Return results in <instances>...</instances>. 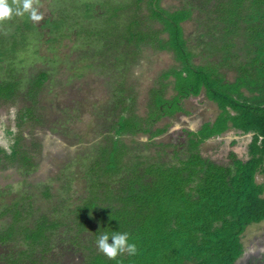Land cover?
I'll return each mask as SVG.
<instances>
[{
	"label": "trees",
	"instance_id": "obj_1",
	"mask_svg": "<svg viewBox=\"0 0 264 264\" xmlns=\"http://www.w3.org/2000/svg\"><path fill=\"white\" fill-rule=\"evenodd\" d=\"M61 1L56 0L57 12L41 24L50 29L51 42L62 40L66 27H76L77 39L102 46L85 53V59L110 54L116 66L125 69L137 63L143 51L172 52L178 66L163 77H175L177 94L168 100L166 83L151 90V103L156 101L157 106L151 107L142 124L137 115L138 95L131 86L127 89L122 82L116 83L115 113L111 123L102 126L114 132L105 133L98 147L103 148L101 156L90 167L89 197L69 211L72 216L64 214V223L41 214L32 226L24 224L25 212L16 204L13 218L20 220L16 229L29 248L19 258L9 259V264H63V256L64 264L71 260L74 264L77 244L88 250L83 264H235L243 253L247 228L264 222V0ZM22 17L30 28L28 15ZM82 17L90 19V24L80 21ZM26 35L0 33V71L7 69L5 63L10 68L6 70L9 77L0 79V103L23 99L25 106L16 115L18 128L39 120L33 114L49 77L48 72H40L26 87L12 74L14 54L24 45L18 40H25ZM202 93L217 104L219 113L215 121L192 133L186 159L148 162L137 154L127 160L125 136L145 134L152 142L168 130L169 125L156 128L159 120L183 110L184 99ZM229 129L252 136L249 159H239L232 167L203 158L200 145ZM31 158L19 137L10 153L0 147V163L5 168L7 164L31 166ZM118 176L115 186L112 182ZM58 228L64 229V244H71L64 254L54 251L58 246L51 230ZM92 228L95 236L89 243L86 231ZM38 230L41 233L33 237ZM113 230L129 234V242L136 245L135 255L124 252L112 259L99 251L98 237ZM4 232L0 231V244L14 236ZM38 247L43 248L42 255L35 253Z\"/></svg>",
	"mask_w": 264,
	"mask_h": 264
},
{
	"label": "rangeland",
	"instance_id": "obj_2",
	"mask_svg": "<svg viewBox=\"0 0 264 264\" xmlns=\"http://www.w3.org/2000/svg\"><path fill=\"white\" fill-rule=\"evenodd\" d=\"M62 1L64 2V0ZM93 1L97 2L98 0ZM33 2L38 6V11L43 16L38 22L29 19L30 28L23 24L22 16H14L10 20L0 23L1 35L27 34L25 40H18L20 44L24 45L14 54L16 65H12V68L15 67L12 74L22 81L23 86L28 87L29 81L35 80L40 72H48L49 76L41 87L40 100L33 114L39 118L38 121H32L30 124V120L27 124L25 123L24 127L18 128L16 115L25 106L23 99L0 103V147L10 153V147L15 138L19 137L21 144L25 145V150L32 156L31 166H24V163L19 166L15 165L17 166V169H14L15 174L9 173V177L5 171L13 169L14 164H7V168L4 167L0 172L2 176L5 175L4 179L8 182L14 177H18L12 185L7 183L4 186L0 185V231L3 230L4 234L14 235L7 238L5 243L0 244V246H6L0 249L3 250L0 256L7 254L9 250L13 252L15 249L18 256L14 258H19L20 252L26 247L29 248L28 244H24V235L19 236V230L16 229L17 223L20 222L19 218L12 219L14 211L18 208L16 204L25 212V215L21 217L25 221L24 224L32 226L41 214L51 215L56 221L64 223V214L69 215V211H74L84 199L89 197V183L92 179L90 167L93 165V161L97 160L98 155L99 158L101 156L103 148L98 149V147L104 143L105 133L111 135L114 132L111 127L106 131L102 126L111 123L112 117L110 118V116L115 113L113 105L118 98V93L115 92L116 83L122 82L124 88L127 89L131 86L132 93L135 92L134 95H138L137 115L142 124L145 123L151 107L153 108L154 104L157 106L156 101L154 104L151 103L153 97L150 94L151 90H158L162 83H166V98L171 100L177 94L174 89L175 77L169 76L167 79L163 77L170 69L178 66L172 52L143 51L137 63L131 65L129 69L118 68L115 56L110 54L105 57L100 55L85 59L83 57L85 53H90L93 50L99 51L102 46L96 42L88 43L84 38L77 39L75 33L79 29L76 27H66L62 30L65 37L59 42H51L53 35L50 33V29L41 28V24L57 12L56 0H33ZM83 15L82 12L81 16ZM79 20L90 24V19L82 17ZM193 42L195 44L198 41ZM198 52L199 50H196V53ZM5 66L10 69L7 67V63ZM7 69L0 71V79L9 77ZM197 100V98H190L184 102L186 104L183 106L190 115L188 114L189 116L186 118L184 117L185 113L180 114V117L186 120L182 119V122H178L177 118H171L168 121L159 120L160 123L156 124V128L164 129L166 125H169L168 130L164 135L157 136L152 142L145 134H141L137 138H133L129 134L125 136L122 140L126 143L127 152H129L127 160L133 159L132 157L137 154L147 157L148 162L151 159L178 163V158L186 159L190 150L187 147V142L181 143L180 136H178L179 129L191 128L190 125H193L195 120L192 116L194 114L201 115L204 122H209L213 121L219 113L216 103L207 101L200 107ZM6 130L12 131L14 136L9 135ZM226 136L228 134L224 137ZM239 141L245 140L240 138ZM140 142H144L145 146ZM222 143L214 141L202 145V157L211 159L210 161L217 165L233 167L234 163L228 164L216 158L215 152L219 150ZM135 147H138L140 151ZM242 150L244 151V149H241V155ZM120 154L119 152L117 156ZM243 157L241 156V158ZM132 161L130 160L131 163ZM1 165L0 163V167ZM130 168L134 169V165H131ZM126 175L125 173V177ZM118 181L119 176L112 184L116 186ZM14 205L15 208H13ZM100 223L103 225L102 219H100ZM10 225H12L11 228L7 229ZM93 229L89 232L86 231L90 239H88L89 243L95 236ZM51 231H53L54 246H58L54 251L59 254L69 251L71 244L69 242L64 244V229L58 228ZM33 232V237L37 238V234H40L41 230ZM256 238L259 240L253 248L256 251L258 249L262 251L263 248L259 247L261 243L258 241L264 240V222L247 228L243 243L250 246L251 241ZM42 250V247H38L35 253L40 255ZM75 252L74 255L68 256L71 258L73 255L72 258L76 260L74 264H83L82 259L86 257L88 250L81 244H77ZM71 261L70 264H72Z\"/></svg>",
	"mask_w": 264,
	"mask_h": 264
},
{
	"label": "flooded vegetation",
	"instance_id": "obj_3",
	"mask_svg": "<svg viewBox=\"0 0 264 264\" xmlns=\"http://www.w3.org/2000/svg\"><path fill=\"white\" fill-rule=\"evenodd\" d=\"M190 98H197L199 100V102L197 100V103H198V105H200V107L202 105L206 104L205 102H207V101L211 102L210 100H208L206 98V96L203 93L198 97H190ZM190 98H188V99H190ZM204 99H205V101H204ZM186 100L187 99H184L183 101L186 102ZM184 102H183V104H186ZM180 114H185L184 117H186V118L190 115L189 111L187 112L186 108H184L181 111H177V113L174 114L172 117H163L161 120L168 121L171 118H174V119L177 118L178 122H182L183 120H186L185 118L180 117ZM192 116L195 120L193 121V125H190L191 128L187 127V128L179 129L180 133L178 134V136H180L179 138H180L181 143L187 142L188 145L192 142V140H194V136L192 135V133H197L198 131L202 130V128L205 126V124L211 123V122L215 121V119H216L215 118L213 121L204 122V118L201 115L197 116L196 114H194ZM226 134H228V136L224 137ZM251 137H252L251 135H243V133L241 131H237L235 129H229L225 133H223L222 135L215 136V137L208 139L202 145H204L206 143L210 144V143H213L214 141H218V143L223 142L221 144L219 150H217L215 152L216 158L221 159L222 161H225L228 164L229 163L235 164L236 161L239 159L240 160H242V159L248 160L249 159V157H250L249 146H250V142H251ZM240 138H244L245 141H239ZM202 145H200V153H201V146ZM181 147L182 146L180 145V148ZM241 149H244V151L242 150V152L244 153V154L242 153V155L240 153ZM241 156H244V157L241 158ZM3 168H4V166L1 165L0 172H2ZM14 169H17V167H13V169H11V170H6L5 171L6 175L9 177V175H8L9 173L15 174ZM0 175H1V173H0ZM4 176L5 175L0 176V185H2V186L6 185V183L8 185H12L15 183L13 181L18 179V177H14L11 181L8 182V180L4 179ZM13 208H15V205ZM13 211H14V209H13ZM14 212H16V211H14ZM13 215H15V213H13ZM13 217H12V219H13ZM258 243H261L260 244L261 246L259 245V247L263 248L262 251L258 250L257 253L252 254L247 260H245L243 262L241 260H240L241 261L240 262L239 261L240 258H239L235 262V264H264V240L261 239L260 241H258ZM3 247L5 248L6 246L2 245V246H0V249H2ZM1 252H3V250L2 251L0 250V253ZM40 255H42V253H40ZM12 256H13V258L18 256V252L15 249L13 252H11L9 250L7 254H2L0 256V264H9V259H11ZM44 257H46V256L44 255ZM45 263L47 264V261H45ZM63 264H64V256H63Z\"/></svg>",
	"mask_w": 264,
	"mask_h": 264
},
{
	"label": "clouds",
	"instance_id": "obj_4",
	"mask_svg": "<svg viewBox=\"0 0 264 264\" xmlns=\"http://www.w3.org/2000/svg\"><path fill=\"white\" fill-rule=\"evenodd\" d=\"M25 14L32 21H40L43 14L38 11V6L34 5L33 0H0V23L10 20L12 17H20ZM111 240V243L109 241ZM98 249L108 258L115 259L119 254L127 252L135 255L136 245L129 242V234L127 232H119L113 230L111 232H103L96 241Z\"/></svg>",
	"mask_w": 264,
	"mask_h": 264
},
{
	"label": "crops",
	"instance_id": "obj_5",
	"mask_svg": "<svg viewBox=\"0 0 264 264\" xmlns=\"http://www.w3.org/2000/svg\"><path fill=\"white\" fill-rule=\"evenodd\" d=\"M257 240H258L257 238L255 240H252L250 243V246H247L243 243L244 250H243L242 255L240 256L239 261L241 260L243 262V261L247 260L252 254L258 252L259 249L256 251L255 248H253V247H255V243L257 242ZM249 247H251V248H249Z\"/></svg>",
	"mask_w": 264,
	"mask_h": 264
}]
</instances>
